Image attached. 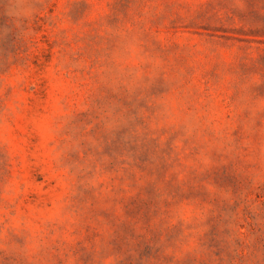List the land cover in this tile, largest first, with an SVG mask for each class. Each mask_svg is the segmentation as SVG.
Returning <instances> with one entry per match:
<instances>
[{
    "label": "rangeland",
    "instance_id": "obj_1",
    "mask_svg": "<svg viewBox=\"0 0 264 264\" xmlns=\"http://www.w3.org/2000/svg\"><path fill=\"white\" fill-rule=\"evenodd\" d=\"M0 264H264V0H0Z\"/></svg>",
    "mask_w": 264,
    "mask_h": 264
}]
</instances>
